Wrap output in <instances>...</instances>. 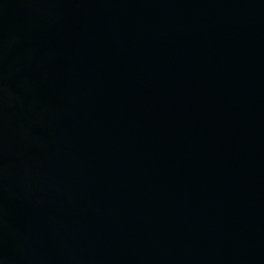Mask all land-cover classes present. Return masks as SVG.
<instances>
[{
    "label": "water",
    "instance_id": "obj_1",
    "mask_svg": "<svg viewBox=\"0 0 264 264\" xmlns=\"http://www.w3.org/2000/svg\"><path fill=\"white\" fill-rule=\"evenodd\" d=\"M0 264H264V0H0Z\"/></svg>",
    "mask_w": 264,
    "mask_h": 264
}]
</instances>
